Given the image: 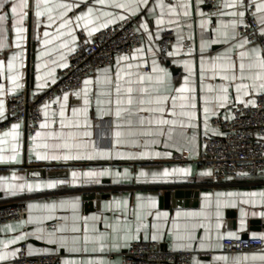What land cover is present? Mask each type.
I'll use <instances>...</instances> for the list:
<instances>
[{"label": "crops", "instance_id": "1", "mask_svg": "<svg viewBox=\"0 0 264 264\" xmlns=\"http://www.w3.org/2000/svg\"><path fill=\"white\" fill-rule=\"evenodd\" d=\"M251 6L264 34V0H221L215 18L203 0H0V121L13 96L33 97L58 81L82 37L127 17L145 36L131 58L45 109L39 135L25 123L6 132L15 137L0 135V206L28 212L0 229V264H13L23 244L29 256L58 255L62 264H120L139 241L191 252L192 264H264L263 250L223 249L227 239L264 241V178L216 183L201 162L202 138L221 134L212 120L264 96V50L236 36ZM166 30L175 40L159 59ZM146 65L148 73L140 70ZM58 171L65 175L48 176ZM177 188L192 197L167 207L162 196ZM90 195L106 198L88 208Z\"/></svg>", "mask_w": 264, "mask_h": 264}, {"label": "built area", "instance_id": "2", "mask_svg": "<svg viewBox=\"0 0 264 264\" xmlns=\"http://www.w3.org/2000/svg\"><path fill=\"white\" fill-rule=\"evenodd\" d=\"M203 3L212 18L219 14L221 0H203ZM136 24L135 18L127 17L93 36L82 37L70 57L69 66L59 74L54 85L33 97L22 92L10 99L7 119L0 121V135L17 123H25L28 133L36 134L44 121L45 109H55L54 102L59 96L74 95L82 89L84 80L96 71L113 67L119 58H131L135 50L145 45V36ZM236 36L238 40L257 43L264 50V34L260 32L253 6L239 22ZM174 40L173 30L163 32L155 57L165 59ZM140 70L148 73L150 67L141 66ZM211 124L221 134L202 138L201 162L210 171L213 181L221 183L242 176L264 178V96H258L252 106H233L230 119L219 115ZM180 160L187 161L188 154ZM27 216L23 205L0 206V229L9 223L25 220ZM223 249L230 256L252 250H263L264 255V241L254 237L227 239L223 242ZM192 260L191 252L164 251L159 243L139 241L131 244L120 264H192ZM13 264H62V259L58 255L29 256L27 245L23 244Z\"/></svg>", "mask_w": 264, "mask_h": 264}, {"label": "water", "instance_id": "3", "mask_svg": "<svg viewBox=\"0 0 264 264\" xmlns=\"http://www.w3.org/2000/svg\"><path fill=\"white\" fill-rule=\"evenodd\" d=\"M34 173H39L41 176L45 177L47 175L46 170L44 169H34L32 170ZM65 175L64 171H58V172H51L48 174L51 178H57L62 177ZM192 197V191L185 188H177L174 190H167L164 195L161 198V201L168 207L169 205H172L173 207H182L183 201L190 199ZM106 196L102 197H96L95 195L86 196L84 198V201L86 203V207H93V203L99 202L102 199H105ZM185 205H188L187 202H185ZM98 207V206H97Z\"/></svg>", "mask_w": 264, "mask_h": 264}, {"label": "snow or ice", "instance_id": "4", "mask_svg": "<svg viewBox=\"0 0 264 264\" xmlns=\"http://www.w3.org/2000/svg\"><path fill=\"white\" fill-rule=\"evenodd\" d=\"M25 2H26V0H25ZM99 2L100 3H103L104 2V0H99ZM262 7H264V6H262ZM11 11L13 12V13H15L16 12V7H13L12 9H11ZM89 11H91V10H89ZM37 15H40V13H37ZM241 15H243L242 13H241ZM0 19H3V17L2 16H0ZM45 35H47V33H45ZM242 56L244 55L243 53L241 54ZM126 59V58H125ZM12 67V65L10 64L9 65V68H11ZM240 67H241V69H243V64H241L240 65ZM261 67H264V61H261ZM88 83H91V81H85V84H88ZM262 87H264V85H262ZM116 91H117V93H119L120 92V88H119V85H117V89H116ZM129 93H131V91H132V89L131 88H129L128 90H127ZM178 91H180V92H185V91H187V89L186 88H181V89H179ZM87 102V101H86ZM158 103H163L164 101L163 100H158L157 101ZM121 103V101L118 99L117 100V104L119 105ZM128 103L129 104H131L132 103V100L131 99H129L128 100ZM0 109H2V104H0ZM158 111H160V112H163L164 111V109L163 108H160V109H158ZM116 115L117 116H119L120 115V111L119 110H117V113H116ZM160 123H168V121H166V120H162V121H160ZM45 125H42V127H44ZM14 127V129L16 128V127H18V125H15V126H13ZM5 135H13V137H15V134L14 133H5ZM37 135H39V133H37ZM117 136H119V133H117ZM45 158H47V157H45V156H41V155H37V159H45ZM69 157H65V159H68ZM106 173H100V175H105ZM76 174L75 173H73V176H75ZM85 175H87V176H94V175H96L95 173H86ZM141 175H145L144 173H141ZM164 175H168V173L167 172H165L164 173ZM55 185L54 184H49L48 185V187H54ZM29 187H31V186H29ZM262 195H264V194H262Z\"/></svg>", "mask_w": 264, "mask_h": 264}]
</instances>
